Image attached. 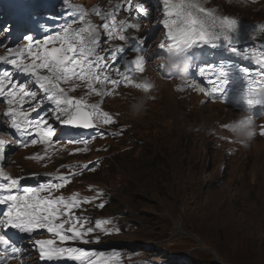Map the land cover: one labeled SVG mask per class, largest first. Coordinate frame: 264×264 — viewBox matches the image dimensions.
<instances>
[{
  "label": "snow or ice",
  "instance_id": "6c2138e0",
  "mask_svg": "<svg viewBox=\"0 0 264 264\" xmlns=\"http://www.w3.org/2000/svg\"><path fill=\"white\" fill-rule=\"evenodd\" d=\"M60 2L64 5L63 10L47 18L43 13L33 15L27 12L11 25L0 22V35L14 30L21 33V43L7 47L0 54V64L8 66L0 72V98L7 106L2 115L7 118V127L12 130L10 134H19L15 140L18 147L45 146L43 153L26 157L36 161L50 159L49 149L57 143L52 139L57 129L50 119L61 125L84 128L114 124L113 116L101 107L104 97L117 94L122 86L145 92L153 87L151 83L137 80L136 76L145 72L146 64L157 53L152 57L148 55L144 36L127 34L129 30L140 32V23L117 18L121 11H135L146 18L149 8L142 3L133 4L132 0L116 4L108 11L100 5L89 9L72 4L71 0ZM162 4L164 19L160 23L166 33L158 48L167 53L173 66L183 67L195 51L203 53L205 48L220 49L241 60L252 61L259 66L258 69L244 65L237 67L232 62H205L199 68V74L210 85V90L205 93L210 98L227 99L231 87L233 92L239 91L237 102L241 106L249 110L264 108V48L241 47V39L247 33L242 31L240 22L233 17L218 15L216 9L205 6V0H162ZM92 17H99L102 23H94ZM41 19H44L43 26ZM256 32L264 33V24L253 26V39ZM104 44L109 46L104 47ZM157 67L163 69L166 65ZM17 74L23 79H16ZM185 87L205 92L194 82ZM81 88L85 90L84 95L70 94ZM91 96L102 99L89 103L88 97ZM33 113H36L35 117ZM253 119L252 115L243 117L231 126L232 130L251 138L255 135ZM260 134L264 135V125L260 127ZM69 143L85 145L73 149L71 154L88 150V140ZM10 144L9 139L0 137V206L6 209L0 211V264H8L12 259L24 264L23 255L27 249L22 241L25 236L31 237L41 229L52 236L51 239L31 240L30 247L38 253L41 261L67 259L78 264H104L92 259L103 257V253L65 246L69 241L88 243V235L97 230L119 232V228L106 227L111 223L107 219H98L94 227L85 228L88 217L76 214L77 209L99 199L103 193L97 191L95 197H84L76 192L69 196L55 195L71 183L73 176L82 175L83 170H88L89 164L95 162L61 165V168H80L81 171L59 173L36 188L24 187L21 184L24 177H13L4 168L6 148ZM56 151L58 149L53 148V152ZM97 206L103 208L104 203ZM110 259L105 257L104 261Z\"/></svg>",
  "mask_w": 264,
  "mask_h": 264
},
{
  "label": "rangeland",
  "instance_id": "374dc122",
  "mask_svg": "<svg viewBox=\"0 0 264 264\" xmlns=\"http://www.w3.org/2000/svg\"><path fill=\"white\" fill-rule=\"evenodd\" d=\"M71 2L84 5L88 0ZM243 2L238 8L218 3L246 21H264V0ZM149 74L158 77L153 67ZM158 83L157 99L147 103L142 91L121 88L111 102L117 115L112 127L119 134L87 137L88 150L74 153L72 165L93 161L89 167H95L76 175L78 181L62 188L61 194L95 197L102 192L76 214L88 217L85 228L107 219L111 223L106 227L119 232L97 230L88 235V243L77 240L69 247L105 245L103 257L96 259L104 264L118 255L123 258L120 264H264V135L241 154L227 156L215 148L208 129L241 115L206 103L199 95L175 93L169 82ZM16 159L28 170L37 168L23 161L20 152L10 156L9 166ZM60 164L56 158L49 162L53 170ZM9 169L14 177L17 171ZM101 202L103 208L97 206ZM35 260L24 264H37Z\"/></svg>",
  "mask_w": 264,
  "mask_h": 264
},
{
  "label": "clouds",
  "instance_id": "9594fccd",
  "mask_svg": "<svg viewBox=\"0 0 264 264\" xmlns=\"http://www.w3.org/2000/svg\"><path fill=\"white\" fill-rule=\"evenodd\" d=\"M240 119L238 118V119H236L235 121H233V122H229V123H225L226 125H234L236 122H238ZM224 125V124H223ZM252 128L253 129H257L258 131H259V133H260V126H259V124H258V120H256V122L254 123V126L252 125ZM227 130V129H226ZM227 131H229V130H227ZM227 135L228 136H230V137H236L237 135H238V132H236V131H233V130H231V131H229L228 133H227ZM260 134H258L257 132H256V134L254 135V139L253 140H255V139H259V138H255V137H257V136H259ZM252 140V141H253ZM234 156V155H233ZM236 156V155H235Z\"/></svg>",
  "mask_w": 264,
  "mask_h": 264
},
{
  "label": "bare ground",
  "instance_id": "6f19581e",
  "mask_svg": "<svg viewBox=\"0 0 264 264\" xmlns=\"http://www.w3.org/2000/svg\"><path fill=\"white\" fill-rule=\"evenodd\" d=\"M95 1H97V0H88L89 4H92ZM84 92H85V90H84ZM112 100H114V99H106L105 102L107 104V108H109V110H110V113L113 114L115 112V110H114L113 104L111 103ZM132 123H133V121H132ZM172 126L175 130L178 129V119L176 117H174L172 120ZM172 133H174V132H172Z\"/></svg>",
  "mask_w": 264,
  "mask_h": 264
},
{
  "label": "trees",
  "instance_id": "16d2710c",
  "mask_svg": "<svg viewBox=\"0 0 264 264\" xmlns=\"http://www.w3.org/2000/svg\"><path fill=\"white\" fill-rule=\"evenodd\" d=\"M141 140V139H140Z\"/></svg>",
  "mask_w": 264,
  "mask_h": 264
}]
</instances>
